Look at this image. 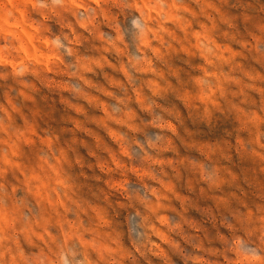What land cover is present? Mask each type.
I'll list each match as a JSON object with an SVG mask.
<instances>
[{"label": "rangeland", "instance_id": "rangeland-1", "mask_svg": "<svg viewBox=\"0 0 264 264\" xmlns=\"http://www.w3.org/2000/svg\"><path fill=\"white\" fill-rule=\"evenodd\" d=\"M176 3L175 39L163 34L164 45L144 58L108 44L115 28L111 5L101 4L105 19L85 0L89 11L77 15L91 20L88 30L74 33L71 54L61 53L63 62L51 74L35 65L22 74L0 66V167L5 156L29 167L37 156H60L69 190L83 208H94L96 242L114 240L120 247L118 264H221L235 238V228L229 233L221 225L244 227L264 216V0ZM22 21H31L23 0H0V31ZM197 29L217 56L228 50L205 65L219 74L203 82L205 89L209 83L217 88L215 103L197 102L187 91L190 70L201 66L193 63L199 53L185 55L183 49ZM137 139L147 154L136 147ZM121 184L131 198L119 206L128 215L117 221L121 212L109 214V197ZM136 207L139 217L132 213ZM42 215L33 205L29 218ZM125 236L139 253L122 242ZM30 264L48 262L40 255Z\"/></svg>", "mask_w": 264, "mask_h": 264}, {"label": "clouds", "instance_id": "clouds-1", "mask_svg": "<svg viewBox=\"0 0 264 264\" xmlns=\"http://www.w3.org/2000/svg\"><path fill=\"white\" fill-rule=\"evenodd\" d=\"M23 2L31 9V21L12 24L11 30L0 31V40H3L0 43V66L6 65L11 72L22 74L35 65L51 74L54 64L63 62L61 53L71 54L74 33L88 30L91 20L85 23L77 13L88 12L89 8L85 7V0ZM102 3L111 5L108 11L115 22V28L111 30L114 35L107 39V43L120 51L127 49L129 53L144 58L158 52L160 46L164 45L163 34L175 39L171 26L174 20L180 19L174 15V12L180 11L176 0H90V5L96 8H101ZM101 11L104 18L108 19L107 12L102 8ZM61 20L65 22L62 24ZM100 39L106 38L101 36ZM212 44L216 49L220 48L217 41L213 40ZM183 51L185 55L199 53L193 63L201 66L199 70H190L192 80L187 91L197 102L215 103L212 98L217 88L209 83L205 89L203 82L218 80L219 74L205 65L225 58L228 50H220L217 56L212 47L204 45L197 29L188 38ZM128 59L125 56L124 62L127 63ZM192 85L200 88L201 93L196 94ZM179 103L183 106L182 101ZM135 143L147 154V149L139 139ZM148 143L151 145L152 142ZM116 147L119 149L120 146L117 144ZM12 156L17 157L18 153L13 151ZM121 156L125 161L132 160L130 152H122ZM4 164L6 166L0 167V264H30L32 258L40 255L45 257L48 264H94V260L118 264L117 257H122L120 247L114 240L96 242L97 236L93 235V231L99 232V229L90 228L91 217L95 215L94 208H83L76 198L75 190H69V184L62 175V170L68 169L60 156L53 159L37 156L30 167L5 156ZM117 166L118 161L113 164V167ZM124 167L132 165L125 163ZM78 171V165L73 163L71 172ZM119 188L120 192L114 191V195L109 197L112 201L109 214L115 215V210L119 209L121 215L115 218L123 221L128 213L119 206L127 203L131 197L126 198L122 194L128 191L123 184ZM33 205L44 211L39 219L29 218ZM132 213L139 217L140 209L133 208ZM158 223L159 220L156 221ZM156 224L149 225V230L154 232ZM221 227L229 233L235 228V238L230 237V244L220 257L221 264H264V216L254 220L250 218L244 227L231 222L227 228ZM123 230L127 231L126 222ZM104 231L110 232V228L104 227ZM124 240L131 252H140V248L127 236L122 242Z\"/></svg>", "mask_w": 264, "mask_h": 264}]
</instances>
